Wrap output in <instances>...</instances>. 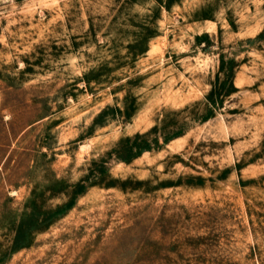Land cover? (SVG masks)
Masks as SVG:
<instances>
[{"label":"rangeland","instance_id":"rangeland-1","mask_svg":"<svg viewBox=\"0 0 264 264\" xmlns=\"http://www.w3.org/2000/svg\"><path fill=\"white\" fill-rule=\"evenodd\" d=\"M0 264H264V0H0Z\"/></svg>","mask_w":264,"mask_h":264}]
</instances>
